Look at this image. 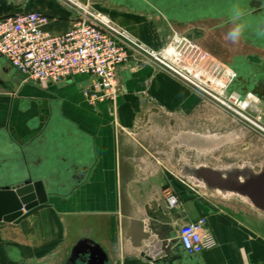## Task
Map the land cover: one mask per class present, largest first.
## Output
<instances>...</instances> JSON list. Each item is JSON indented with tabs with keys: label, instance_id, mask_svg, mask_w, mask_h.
Returning a JSON list of instances; mask_svg holds the SVG:
<instances>
[{
	"label": "crops",
	"instance_id": "0c3cea01",
	"mask_svg": "<svg viewBox=\"0 0 264 264\" xmlns=\"http://www.w3.org/2000/svg\"><path fill=\"white\" fill-rule=\"evenodd\" d=\"M83 1L154 47L171 31L169 20L186 18L167 14L162 4L171 0ZM33 10L48 16L45 29L55 34L75 17L63 0H0V18ZM173 22L182 32L184 25ZM88 81L77 75L42 86L0 56V180L9 185L32 172L47 180L50 194L0 224V264H61L85 238L102 245L108 264H264V214L207 199L181 179L178 166L175 174L170 169L186 159L182 146L201 152L206 138L218 143V135L200 132L199 92L146 59L120 68L115 107L108 100L90 103L83 92ZM174 185L180 212L166 207L164 189ZM202 216L203 235L215 244L201 254L176 241L164 251L162 232L144 239L150 220L171 240L179 223ZM171 224L174 230L165 227Z\"/></svg>",
	"mask_w": 264,
	"mask_h": 264
},
{
	"label": "built area",
	"instance_id": "2783aa9c",
	"mask_svg": "<svg viewBox=\"0 0 264 264\" xmlns=\"http://www.w3.org/2000/svg\"><path fill=\"white\" fill-rule=\"evenodd\" d=\"M63 2L75 11V17L62 33L47 31L48 16L36 10L0 18V56L5 57L25 79L48 86L86 75L89 78L83 90L86 99L92 104L108 100L115 107L119 92L118 72L129 61L141 60L139 55L151 56L185 77L183 70L172 62L169 48L155 50L88 2ZM229 72L231 77L235 75L233 70ZM259 127L264 130V125ZM164 196L169 210H182L181 196L175 189L166 187ZM205 223V216L179 223L177 244L193 255L213 246L215 241L203 235Z\"/></svg>",
	"mask_w": 264,
	"mask_h": 264
},
{
	"label": "rangeland",
	"instance_id": "374dc122",
	"mask_svg": "<svg viewBox=\"0 0 264 264\" xmlns=\"http://www.w3.org/2000/svg\"><path fill=\"white\" fill-rule=\"evenodd\" d=\"M204 1L207 4L210 0H171L174 4L173 8H178L181 7V4H185L190 8H197V11L207 7L199 6ZM254 4L258 3L254 2ZM172 12L179 16H191L190 11L187 9L173 10ZM173 21L174 20H169V23H167L171 31L165 34L163 43H161L159 47L148 44L129 29L126 27L124 28L155 50L162 51L171 46L174 47L175 50L177 49L175 52H177L176 55L179 59H171L175 60L172 62L176 67L183 70L185 77L146 54L139 55V59L152 60L158 63L160 66L164 67L166 71L184 80L189 86L197 90L205 101L202 123L199 126L201 129L200 132L207 136H213L214 134L218 135L216 136L219 138L216 140L218 143L216 142L214 145V139L207 138V146H205L206 148L201 152H199L194 145L182 146V151L186 153L185 158L192 161L196 159H206L213 165L225 162H238L243 159H250L254 162L264 161V130L257 125L258 127L255 126V132L251 133L240 127L233 117H237L241 121L252 125L249 106L244 107L242 102L230 100L231 96H228L226 91L222 93V91L226 89L225 80L230 73L228 71L231 69L227 68L226 66L228 65L220 58L228 59L230 54L234 51L245 50L240 43L241 39L236 43L226 39L227 33L234 27V24L232 21H227L225 18L191 20V22L184 24L181 28L182 32H176L174 29L179 28H176ZM216 58L220 59L222 64L217 63L215 61ZM249 58L262 62L260 57L250 55ZM196 71L199 73V77L193 76ZM218 80L222 81L221 85L218 84ZM170 169L174 174L177 173V165H172ZM5 185L8 184H6L4 180H0V186ZM171 188L174 189L176 187L174 185L171 186ZM201 194L213 201L242 206L240 202L223 198L218 193L208 189L202 188Z\"/></svg>",
	"mask_w": 264,
	"mask_h": 264
},
{
	"label": "water",
	"instance_id": "95a60500",
	"mask_svg": "<svg viewBox=\"0 0 264 264\" xmlns=\"http://www.w3.org/2000/svg\"><path fill=\"white\" fill-rule=\"evenodd\" d=\"M181 179L195 188L208 189L223 198L245 204L264 214V164L255 170L249 161L225 162L213 165L206 159H181L177 162ZM50 199L47 180L31 172L28 178L13 184L0 186V224L13 222L30 210ZM172 223V220L170 219ZM157 222L145 223L146 241L152 240L154 233H164L160 237L163 250H167L176 239L170 233L163 232ZM171 230L176 225L165 226ZM173 228V229H172ZM88 255L85 264H108L109 256L102 245L92 239H81L74 246L70 258L76 261L81 255Z\"/></svg>",
	"mask_w": 264,
	"mask_h": 264
},
{
	"label": "flooded vegetation",
	"instance_id": "af4514ba",
	"mask_svg": "<svg viewBox=\"0 0 264 264\" xmlns=\"http://www.w3.org/2000/svg\"><path fill=\"white\" fill-rule=\"evenodd\" d=\"M254 2L258 4H254ZM162 5L166 7V12L170 15L173 14V10L187 9L190 11L191 16L185 19L174 18L176 23L182 25L191 22V20L215 18H225L227 21H231L230 18L236 11L242 12L241 21L245 24V31L240 43L245 50L234 51L230 54V59L220 58L228 65L227 68L235 72L233 77L229 73V78L225 80L226 89L222 93L226 91L228 96L231 95L230 100H233V96L236 95L237 101L250 102L248 106L252 125L233 117L240 127L252 133L256 130L255 126L264 125V37L256 35L257 29L264 26V0H210L207 4L205 1L201 3L199 6L207 7L198 11L197 8H190L185 4H181V7L178 8H173V3ZM250 55L260 57L262 62L250 59ZM242 161L252 163L255 170H259L264 164V161L254 162L250 159L238 162ZM87 259L88 254L81 255L76 261L71 260L69 255L61 264H85L84 260Z\"/></svg>",
	"mask_w": 264,
	"mask_h": 264
},
{
	"label": "clouds",
	"instance_id": "9594fccd",
	"mask_svg": "<svg viewBox=\"0 0 264 264\" xmlns=\"http://www.w3.org/2000/svg\"><path fill=\"white\" fill-rule=\"evenodd\" d=\"M242 12L236 11L234 15L231 16V21L234 24V27L227 33L226 39L230 40L233 43H236L241 39L245 31V24L241 21ZM258 37H264V26L260 27L256 31Z\"/></svg>",
	"mask_w": 264,
	"mask_h": 264
},
{
	"label": "bare ground",
	"instance_id": "6f19581e",
	"mask_svg": "<svg viewBox=\"0 0 264 264\" xmlns=\"http://www.w3.org/2000/svg\"><path fill=\"white\" fill-rule=\"evenodd\" d=\"M189 43V42H188ZM198 46V45H197ZM200 47V46H199ZM177 48V47H176ZM177 50V49H176ZM175 49H174V47H170L169 49H168V51H170V52H172V57L174 58V59H176V60H178L179 58H177V55L176 54H174L175 53V51H176ZM201 50V49H200ZM206 52V51H205ZM177 53V52H176ZM182 57H183V55H182ZM184 58V57H183ZM173 61V60H172ZM177 62V61H176ZM202 68V67H201ZM228 71V70H227ZM229 72V71H228ZM191 74V73H190ZM194 75L195 76H198L199 77V73L196 71V72H194ZM191 77H192V75H191ZM201 77V76H200ZM188 78V77H187ZM227 78H229V77H227ZM226 78V79H227ZM197 80V79H196ZM197 83H198V81H197ZM218 83L221 85L222 84V81L221 80H218ZM203 85H204V83H203ZM220 87V86H219ZM218 92V91H217ZM235 96V97H234ZM233 96V100H236L237 99V96L236 95H234ZM250 103V102H243V106L245 107V106H248V104ZM242 104V103H241Z\"/></svg>",
	"mask_w": 264,
	"mask_h": 264
}]
</instances>
